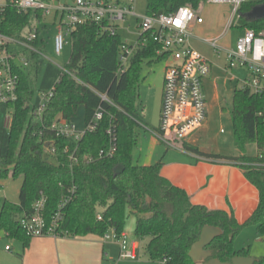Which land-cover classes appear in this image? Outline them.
Instances as JSON below:
<instances>
[{
  "label": "trees",
  "instance_id": "16d2710c",
  "mask_svg": "<svg viewBox=\"0 0 264 264\" xmlns=\"http://www.w3.org/2000/svg\"><path fill=\"white\" fill-rule=\"evenodd\" d=\"M206 4L207 0H147V14L172 15L183 7L200 13ZM258 5H264V0L247 2L240 12L245 15ZM38 17L41 20V14ZM32 19V12L19 13L9 4L0 14V32L21 37ZM247 27L264 31V20L248 21L243 17L238 28ZM71 40L73 52L66 71L34 55L32 70L20 72L18 101L0 105V178L24 179L20 204L0 201V231L20 240L24 250L28 249L34 238L23 230L19 218L31 213L43 195L49 220L69 199L62 208L61 237L104 238L112 230L122 234L130 211L137 217L135 238L148 240L146 252L153 262L203 264L195 263L189 252L205 226L223 232L208 247L213 258L231 262L235 257H250L249 247L238 250L235 240L249 226H255L264 238V116L260 115L264 113V96L243 89L234 93V145L242 153L240 157L208 154L183 143V150L206 159L238 163L247 180L258 189L257 210L240 224L234 214L193 204L184 189L162 175L163 160L149 166L134 163L133 150L139 145L137 127L142 123L138 105L141 66L145 60L157 58L156 44L150 40L120 73V35L110 36L95 23H85L73 31ZM35 45L44 51L43 41L37 40ZM50 91L52 97L47 95ZM42 94L47 95L46 106L39 115ZM82 106L87 127L94 123L97 112H103L96 130L87 131L79 142L57 137L51 130L55 121L59 117L74 119ZM11 110L13 123L7 129L3 118ZM110 128L113 141L107 133ZM50 143L56 148L54 155L46 154ZM253 143L258 148L255 157L246 154L247 146ZM77 147L80 152L76 162L66 148L74 151ZM101 152L103 157L99 156ZM256 259L255 264H264V257Z\"/></svg>",
  "mask_w": 264,
  "mask_h": 264
},
{
  "label": "built area",
  "instance_id": "2783aa9c",
  "mask_svg": "<svg viewBox=\"0 0 264 264\" xmlns=\"http://www.w3.org/2000/svg\"><path fill=\"white\" fill-rule=\"evenodd\" d=\"M250 1L253 0H207L209 4L228 5L232 8L228 29L218 38L207 40L195 36V27L202 25L204 20L200 13L190 7L180 8L172 15L147 14L141 18L136 12L137 0H74L72 4H64L61 0H0V14L9 4L14 5L19 13H33L31 26L21 37L0 32V105L18 101L20 72L32 70L34 55L46 61L44 51L35 45V41L41 42V40L39 29L34 27L32 22L39 24L46 16L55 13L56 18H59L61 22L55 38V53L61 56L66 38L71 37L78 26L95 23L102 33L117 36L122 25L134 17L138 20L142 19L139 24L138 41L135 46L123 42L119 56L121 65L119 72L126 71L136 53L146 48L150 40L156 44L157 59L166 61L160 126L156 129H150L143 123H140V126L149 131L158 141L168 147L176 148L170 138L188 143L208 119L205 83L212 73L213 63L195 50L193 40L198 39L209 44L219 55L223 53L227 60L226 71L235 69L245 71L246 75L241 80L240 89L264 96V31L242 28L235 47L220 44L229 30L239 26L240 20L244 17L240 8ZM38 14H41V20ZM28 53L30 56H27ZM54 66L66 71L65 66L56 63ZM47 95L52 97L53 91ZM47 95H41L37 111L39 115L44 111ZM103 98L106 99V97ZM260 115L264 116V113ZM102 118L103 112L100 110L94 117V123L81 131L73 119L59 117L51 130L57 137L79 142L87 131L96 130L97 123ZM12 123L13 111L11 110L5 114L3 124L5 128L10 129ZM107 133L113 141V129L110 128ZM55 152L56 148L51 143L47 144L46 154L54 155ZM79 152V147L74 151L66 148V153H69L70 158L76 162ZM99 156L103 157L104 152H101ZM46 201V197L42 195L34 204L33 211L19 218L21 227L30 237H61L59 228L63 220L62 208L68 204L69 199L61 203L51 220L46 215ZM99 219H102L100 215ZM104 240L115 242L120 246L121 259H138L139 245L125 232L117 234L112 230L110 234L104 236ZM7 250L10 248L7 247Z\"/></svg>",
  "mask_w": 264,
  "mask_h": 264
},
{
  "label": "rangeland",
  "instance_id": "374dc122",
  "mask_svg": "<svg viewBox=\"0 0 264 264\" xmlns=\"http://www.w3.org/2000/svg\"><path fill=\"white\" fill-rule=\"evenodd\" d=\"M74 0H61L64 4H72ZM136 12L141 18L147 15V0H137ZM204 23L197 25L194 29L196 37L207 40H214L221 36L227 29L232 14V8L228 5L207 3L200 11ZM142 19L130 18L119 29L122 41L128 45L135 46L138 41ZM67 21V19H65ZM34 27L39 29V39L44 42V55L46 63L66 66L72 56L73 46L71 37L66 38V44L61 56L55 53V38L61 27L59 18L55 13L46 16L39 24L32 22ZM240 25V22L239 24ZM241 29L234 27L229 30L225 37L220 41L223 46L235 47ZM193 46L201 55L208 58L213 63L212 73L209 81H206V92L208 97V121L203 129L197 131L189 140L195 141L197 147L204 150L218 151L224 155L242 154L234 145L235 130L232 120L233 97L237 89L241 88V80L245 78L244 71L240 69L226 71L227 60L225 55L217 54L207 43L201 40H193ZM27 56H30L29 53ZM19 61V59H18ZM153 61V62H152ZM166 61L157 58L147 59L141 66L142 82L139 87L138 105L141 110L142 123L150 129L159 128L162 109V99L164 91ZM34 75V73H33ZM40 80V79H39ZM76 126L79 129L85 128V109L80 107L76 115ZM139 145L133 150L134 163L144 165L146 163L155 164L164 157L168 150L173 153H181L174 148L167 149V145L154 140V136L146 131L142 126L137 127ZM177 149H183L184 141H174L170 138ZM246 154L255 157L258 155V148L255 143L247 146ZM23 177L13 179L0 178V201H9L13 204H20V192L23 185ZM137 217L130 211L126 215L125 233L131 240L135 238ZM111 232V231H110ZM109 232V234H110ZM103 241L104 238H102ZM106 242V253L108 258L105 264H165L163 261L153 262L149 259L146 252L148 240L139 243V259L129 260L119 258L120 249L112 243ZM264 246V242L258 244ZM257 246V247H258ZM7 247L11 248L10 253L21 256L25 253L23 243L15 238L8 236L5 231H0V264H14L12 258L8 256Z\"/></svg>",
  "mask_w": 264,
  "mask_h": 264
},
{
  "label": "crops",
  "instance_id": "0c3cea01",
  "mask_svg": "<svg viewBox=\"0 0 264 264\" xmlns=\"http://www.w3.org/2000/svg\"><path fill=\"white\" fill-rule=\"evenodd\" d=\"M75 120L76 117L73 119L76 124ZM154 140L158 142L156 138ZM188 143L196 146L195 141L189 140ZM170 148L167 146V149ZM174 149L181 153L167 150L164 157L161 158L164 163L162 175L165 178L175 186L184 189L191 197L193 204L234 214L240 224L249 220L259 206L260 195L258 189L247 180L238 163L206 159L183 149ZM200 150L224 157L241 156V154L227 156L218 151L202 148ZM144 165L152 164L148 162ZM129 238L131 237L129 236ZM133 240L139 245L140 241ZM261 242H264V238L258 233L256 227L249 226L236 238L235 248L240 250L249 247L250 257L260 258L264 257V246H258ZM112 243L120 249L117 243ZM10 251L11 248L8 250V256L12 258L14 264H105L108 258L106 242L94 235L76 238H34L30 247L24 250L23 255L15 256ZM139 257L138 250V259ZM119 258H121L120 255Z\"/></svg>",
  "mask_w": 264,
  "mask_h": 264
},
{
  "label": "water",
  "instance_id": "95a60500",
  "mask_svg": "<svg viewBox=\"0 0 264 264\" xmlns=\"http://www.w3.org/2000/svg\"><path fill=\"white\" fill-rule=\"evenodd\" d=\"M248 21L264 20V5H258L249 13L244 15ZM223 235L220 228L205 226L202 229L200 238L195 242L189 252L190 258L195 263L203 264H255L257 259L254 257H235L231 262H222L219 259L213 258V253L208 247L213 241Z\"/></svg>",
  "mask_w": 264,
  "mask_h": 264
}]
</instances>
